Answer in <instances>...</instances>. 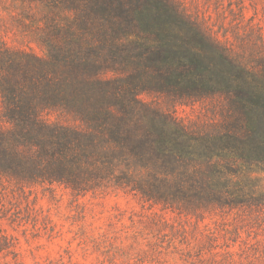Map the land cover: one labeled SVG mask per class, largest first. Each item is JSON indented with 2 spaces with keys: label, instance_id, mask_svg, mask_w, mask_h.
<instances>
[{
  "label": "trees",
  "instance_id": "16d2710c",
  "mask_svg": "<svg viewBox=\"0 0 264 264\" xmlns=\"http://www.w3.org/2000/svg\"><path fill=\"white\" fill-rule=\"evenodd\" d=\"M27 1L41 9L42 55L0 49V177L87 191L117 172L128 178L125 164L152 154L186 169L194 156L208 158L185 176L194 180L201 168L217 175V145L198 144L183 131L169 136L136 119L141 95L187 102L217 92L247 123L246 140H222L219 158L264 174L262 40L236 50L189 0ZM247 184L238 180L236 187ZM259 194L255 189L248 202Z\"/></svg>",
  "mask_w": 264,
  "mask_h": 264
},
{
  "label": "rangeland",
  "instance_id": "374dc122",
  "mask_svg": "<svg viewBox=\"0 0 264 264\" xmlns=\"http://www.w3.org/2000/svg\"><path fill=\"white\" fill-rule=\"evenodd\" d=\"M189 3L236 50L264 42V0ZM40 10L27 0H0V49L41 56ZM139 101L141 127L150 121L169 136L183 131L198 144L217 145V175L201 168L202 176H185L206 158L194 156L186 169L152 154L128 161V178L117 172L87 191L0 177V264H264V174L236 167L237 160L228 167L218 156L222 140H246V116L219 92L187 102L153 95ZM238 180L248 183L242 191ZM255 189L263 194L248 202Z\"/></svg>",
  "mask_w": 264,
  "mask_h": 264
}]
</instances>
